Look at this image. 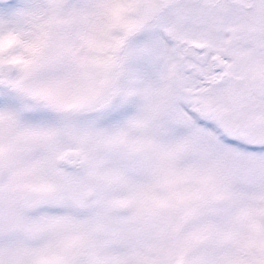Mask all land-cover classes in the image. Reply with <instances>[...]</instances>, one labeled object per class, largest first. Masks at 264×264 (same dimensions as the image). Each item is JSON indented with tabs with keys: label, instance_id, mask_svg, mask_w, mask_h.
<instances>
[{
	"label": "snow or ice",
	"instance_id": "obj_1",
	"mask_svg": "<svg viewBox=\"0 0 264 264\" xmlns=\"http://www.w3.org/2000/svg\"><path fill=\"white\" fill-rule=\"evenodd\" d=\"M0 264H264V0H0Z\"/></svg>",
	"mask_w": 264,
	"mask_h": 264
}]
</instances>
